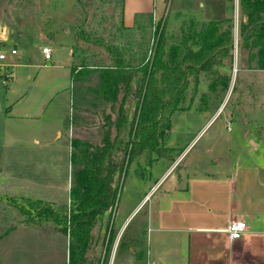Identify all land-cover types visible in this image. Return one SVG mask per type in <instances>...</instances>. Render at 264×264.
<instances>
[{"label":"rangeland","instance_id":"obj_1","mask_svg":"<svg viewBox=\"0 0 264 264\" xmlns=\"http://www.w3.org/2000/svg\"><path fill=\"white\" fill-rule=\"evenodd\" d=\"M236 2L232 13L229 4L220 0H80L75 15H72L67 0H45L42 3L38 0L35 7L32 3L26 4L27 11L34 15L43 12L50 19L57 18L56 27L45 30L49 39L54 33L55 37L52 40L33 35L12 38L10 44L16 46L19 54L16 59L7 58V63L14 65V79L8 81L7 86L0 79V140L9 138L11 144L12 140L18 139L26 145L27 141L35 138L51 144L56 135L55 127L61 128V139L46 147L49 162L44 160L40 163L35 160L15 163L14 148L4 146L5 143L0 141V233L8 234L15 217L33 225L38 221L48 222L50 227L58 230L49 232L54 239L49 251V264H68L69 225H65L66 231L63 230L60 219L68 216L71 209L70 187L74 186L77 169H80L74 158L80 157L85 143L94 146L91 142L99 139L102 144L109 134L112 139L115 134L119 137L120 133H125V128L117 129L116 133L112 126L108 130L110 121L105 119L107 113L119 118L123 116L126 127L133 123L137 111V103L132 97L121 109L120 101L114 110L111 103L104 101L97 103L99 106H90L87 101L94 98L88 89L94 87L99 77L91 68L113 67V57L135 68L150 63L160 35L164 60L168 59L175 45L182 47L179 51L182 54L187 47L194 51L196 47L192 40L186 42L189 44L187 47L183 45V35L193 31H190L191 21L197 24L206 22L203 18L212 13L215 15L217 7L220 9L222 5L226 17L222 19L225 20L223 27L230 25L226 20H233L232 56L220 60L207 73L200 72L198 83L192 79L177 110H173V103L164 109L162 118L169 121L172 128L160 142L158 153H143L132 161L125 158L123 170L115 175L114 206L109 208L107 216L96 219L85 264H147L152 249L144 226V205L128 222L124 236L122 234L119 239L115 232L123 215L153 188L170 160L180 159L175 167L176 173L191 168L218 175L239 167L254 169L262 177L264 72L251 70L239 62ZM7 8V13L16 9L19 14L24 10L21 2L0 0V15ZM121 12L127 16L128 22L133 20L136 23V30L123 31ZM153 16L156 20L152 22ZM142 26L147 28L143 29L144 32L140 30ZM42 45L50 48L51 60L44 61L40 56L38 48ZM8 49L9 46L4 47L5 51ZM76 64L80 66L74 71L79 72L83 65H87L86 71L90 72L81 84H74L72 80L71 69ZM220 77H225L227 84H223ZM25 96L29 97L28 100ZM44 105L46 109L38 120L31 122L24 118L25 114ZM27 108L32 110L27 111ZM131 137L128 132V139ZM17 150L24 151L21 155L26 153L24 147ZM27 154L29 160V156L36 153L30 150ZM16 164L21 169L16 171ZM45 180L49 184L45 196L53 203L44 205L49 206L50 212L45 214L48 219H44V215L38 219L35 209L30 212L29 204L38 201L41 183L44 184ZM51 211L57 219L51 216ZM135 237V243L130 245L127 241Z\"/></svg>","mask_w":264,"mask_h":264},{"label":"crops","instance_id":"obj_2","mask_svg":"<svg viewBox=\"0 0 264 264\" xmlns=\"http://www.w3.org/2000/svg\"><path fill=\"white\" fill-rule=\"evenodd\" d=\"M7 1H13L16 4L21 2L24 10L19 14L16 9L7 13V8L0 15V48L9 46V48L17 49L15 45L10 44L14 36L22 38L25 35H33L45 40L48 38L45 30L56 27L55 19L57 18L50 19L43 12L39 13L40 15H34L31 11H27L26 4L32 3L35 7L38 6V0ZM43 1L45 0H39L40 3ZM67 1L72 15H75L77 0ZM217 8L215 15L212 13L203 20L209 22L226 18L222 12L223 5L220 9ZM126 17L121 12L123 31L136 30V23L133 20L128 22ZM155 20L153 16L152 22ZM142 27L140 30L144 32L147 28ZM54 37L55 33L48 39L52 40ZM41 47L48 46L42 45ZM41 47L38 51L43 58L40 52ZM18 54L14 57L15 59ZM78 66L80 65H74L71 72ZM28 98L25 96V99L28 100ZM45 109V105L40 109L36 107V111L27 108V111H32L25 114L24 118L31 122L38 120ZM107 128L111 130V124ZM123 128L125 126L121 125L120 129ZM54 130L56 135L52 140L54 143L51 144L35 138L27 141L26 145L18 139L12 140L11 144L9 138L0 141L5 143L4 146L14 148L15 163L33 160L39 163L44 160L49 162L45 153L46 147L55 145L61 139V128L55 127ZM119 135L120 139L125 136L124 133ZM99 141L98 139L91 143L94 146H101ZM165 144L167 145V142ZM21 147L26 150L24 155H21L24 151L17 150ZM168 147H171V144ZM30 150L36 154L29 156L28 160L27 151ZM116 154L117 151L113 154L114 159H117ZM109 160L105 158V162ZM179 160L178 158L170 160L168 167L155 182L153 188L123 215L115 232L119 235V239L122 234L124 236L128 222L144 205L143 208H146L144 226L150 237L152 249L148 255L147 264H264V173L260 177L254 169L244 170L239 167L230 173L218 175L191 168L182 173H176L175 167ZM18 168L21 169L17 164L14 165L16 171ZM29 168L31 169L32 165ZM45 181L44 184L41 183V196L36 200L43 201V203L48 202L47 204L53 203L45 196L49 190V184L47 180ZM233 221L245 222L248 230L240 239L231 242L226 230ZM42 223L37 222L33 225L15 217V222L7 232L8 234L0 233V264H49V251L53 247L52 240H54L51 239L49 232L58 230L56 227V229L50 227L48 222ZM135 240L136 237L127 242L132 245Z\"/></svg>","mask_w":264,"mask_h":264},{"label":"trees","instance_id":"obj_3","mask_svg":"<svg viewBox=\"0 0 264 264\" xmlns=\"http://www.w3.org/2000/svg\"><path fill=\"white\" fill-rule=\"evenodd\" d=\"M224 1L234 13L236 0ZM77 3L80 5L79 0ZM237 11L239 62L251 67V70L264 71V0H237ZM224 22L225 20H220L197 24L192 20L190 31H193L183 35V45L187 47L189 44L186 45V42L192 40L196 47L194 51L187 47V51L182 54L179 52L182 47L175 45L170 50L168 59L164 60L160 35L150 63H143L135 68L122 59L113 57V67L93 68L99 77L94 87L88 89L94 98L93 101L88 99L90 106H99L104 101L111 103L114 110L116 103L120 101L121 109L125 101L132 97L137 103V111L133 123L125 127L123 139L118 138L117 134L110 139L109 134L101 146L85 143L80 157L74 158L75 163L79 162L80 169H77L74 186L70 187L71 209L68 216H61L60 219L63 230L66 231V226L69 225L68 264H85L95 221L99 216H107L109 208L114 206L115 175L123 170L125 158L132 161L143 153H158L160 142L166 138L171 128L170 122L162 118L164 109L173 103V110H177L181 96L192 79L198 83L200 72L207 73L220 60L232 56L233 20H226V23H230L226 28L223 27ZM86 68L87 65H83L79 72H71L74 84H81L84 76L90 74ZM220 81L223 84L228 82L225 77H220ZM105 119L110 121L115 133L126 121L123 116L119 118L108 113ZM128 132L132 135L131 139H128ZM115 151L117 159L113 157ZM106 157L110 159L108 162H105ZM44 205L41 201L31 202L30 212L35 209L36 218L44 215V219H48L46 215L50 212L49 206ZM51 216L58 218L54 213Z\"/></svg>","mask_w":264,"mask_h":264},{"label":"built area","instance_id":"obj_4","mask_svg":"<svg viewBox=\"0 0 264 264\" xmlns=\"http://www.w3.org/2000/svg\"><path fill=\"white\" fill-rule=\"evenodd\" d=\"M1 29V28H0ZM41 54L43 55L44 61L51 60V50L48 47H41ZM18 51L12 47L7 51L4 48H0V79L3 85H7L8 81L14 79V71L12 68L14 65H9L7 63V58L10 56L11 58L16 57ZM248 230V226L243 221H233L227 227V235L229 241H236L241 238V236Z\"/></svg>","mask_w":264,"mask_h":264},{"label":"water","instance_id":"obj_5","mask_svg":"<svg viewBox=\"0 0 264 264\" xmlns=\"http://www.w3.org/2000/svg\"><path fill=\"white\" fill-rule=\"evenodd\" d=\"M236 4H237V2H236Z\"/></svg>","mask_w":264,"mask_h":264}]
</instances>
